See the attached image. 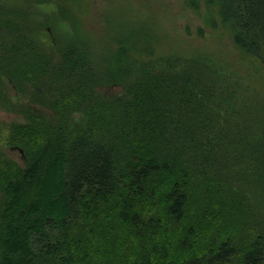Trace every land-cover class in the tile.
Instances as JSON below:
<instances>
[{
	"label": "trees",
	"instance_id": "obj_1",
	"mask_svg": "<svg viewBox=\"0 0 264 264\" xmlns=\"http://www.w3.org/2000/svg\"><path fill=\"white\" fill-rule=\"evenodd\" d=\"M27 1L0 0L11 36L0 76L17 91L11 100L0 79V103L23 119L7 135L23 163L0 152V264H264V0H186L227 32L238 68L207 52L156 54L130 9L96 51L79 31L55 33L45 0ZM41 26L53 27L47 43ZM139 214L156 226L129 228ZM161 216L242 229L186 256Z\"/></svg>",
	"mask_w": 264,
	"mask_h": 264
},
{
	"label": "rangeland",
	"instance_id": "obj_2",
	"mask_svg": "<svg viewBox=\"0 0 264 264\" xmlns=\"http://www.w3.org/2000/svg\"><path fill=\"white\" fill-rule=\"evenodd\" d=\"M36 1L38 3L40 0ZM44 2L37 6H39L44 14L51 15V18H54L57 25L55 26V33L57 32L64 37H69L79 31L81 33H78L79 35H82L92 44L95 43V45L93 44L95 47H93L96 51L102 50L104 46L108 48V45L111 44L108 37L110 38V35L114 33L112 26L115 23L123 22L121 19L123 13L130 9V17L133 19L129 21L134 23L135 26L141 24V26L151 33L156 47V54L191 55L207 52L211 53V55L213 54L215 57H221L233 67L238 68L239 64H241L238 51L229 43L227 32L207 27L203 21L205 10L201 9L199 14L193 12L187 6L186 0H45ZM58 7L60 9L55 13ZM61 9H63V17L60 15ZM52 28L50 33L47 32L45 26L42 28L43 36H41V39L43 42L46 41L47 43V40H50L52 37ZM6 90L10 95L9 98L14 101V96H11L12 90L9 85L6 86ZM104 92L116 95L120 93V89L104 88ZM18 101L26 104V99ZM1 108L0 152L6 157L22 164L21 154L7 144L9 126L21 123L23 121L22 116ZM37 112L50 115L44 108H38ZM133 197L136 196L133 194L131 198ZM127 204L129 205V203L124 204L125 209ZM139 211L146 213V210L142 206H140ZM188 214H192V211L186 213V218ZM127 221L128 227L133 229L135 226L146 227L147 229L153 228L157 223L151 220H144L142 214L129 216L127 217ZM156 221L160 223V226L164 225V230L176 233V238L179 239L177 243L179 246L178 250L181 248V251L186 256L205 253L207 249L214 246L219 240L221 241L228 236L232 237L234 232L236 233L242 229L232 226L226 228L227 225L218 231L219 223L221 225L224 224L218 221V218L214 219L213 217L207 224L199 225L194 223L190 227L188 223L184 222L177 228H173L171 223L164 221L162 216ZM224 228H226L225 231H223ZM187 234L195 235L196 237L195 242L190 246L181 238V236L184 238V235L186 236ZM154 235V238L162 243L163 236L162 238L158 236L156 238V234Z\"/></svg>",
	"mask_w": 264,
	"mask_h": 264
},
{
	"label": "flooded vegetation",
	"instance_id": "obj_3",
	"mask_svg": "<svg viewBox=\"0 0 264 264\" xmlns=\"http://www.w3.org/2000/svg\"><path fill=\"white\" fill-rule=\"evenodd\" d=\"M15 1H22V2H24V0H10V2L12 3V2H15ZM27 1V0H26ZM28 2V1H27ZM27 2H24V4H26L25 6H27ZM15 4H18L17 6H21L22 4L21 3H15ZM15 6V5H14ZM23 14V12H21V14L20 15H22ZM20 15H19V13H17L16 15H15V20L16 21H19L21 24L23 23V22H26L25 21V19L26 20H28V17L27 16H24V17H20ZM9 17V24H10V27L12 28V21L14 20L13 19V16L12 15H9L8 16ZM25 18V19H24ZM2 21H3V19H2ZM42 28H43V26H41V28L39 27V28H37L35 31L38 33V39H41V36H43V31H42ZM20 29H21V27H20ZM46 30H47V32L48 33H50V28L49 27H46ZM0 31H5V33L8 35L7 36V38H6V40H4V41H0V48H6V47H9L10 46V44H11V40H10V38H11V36H9V32H8V30L7 29H5V28H3V27H0ZM9 31H11V29H9ZM41 42H43L42 41V39H41ZM4 44V45H3ZM40 44V43H39ZM40 46H43V44H40ZM0 79H1V81H2V83H3V89H5V91H6V93H5V95L6 96H10L9 94H8V92H7V90H6V86L7 85H9L10 86V88H11V90H12V95L11 96H16L17 95V91H16V89L14 88V85L12 84V83H10V80L7 78V77H4V76H0ZM0 107H2V105H1V103H0ZM37 108H40L39 106L37 107ZM1 109H3V108H1Z\"/></svg>",
	"mask_w": 264,
	"mask_h": 264
},
{
	"label": "water",
	"instance_id": "obj_4",
	"mask_svg": "<svg viewBox=\"0 0 264 264\" xmlns=\"http://www.w3.org/2000/svg\"><path fill=\"white\" fill-rule=\"evenodd\" d=\"M14 150H17L21 155L23 153L22 149L18 148V147H13Z\"/></svg>",
	"mask_w": 264,
	"mask_h": 264
}]
</instances>
